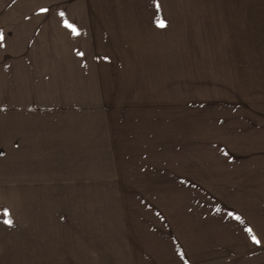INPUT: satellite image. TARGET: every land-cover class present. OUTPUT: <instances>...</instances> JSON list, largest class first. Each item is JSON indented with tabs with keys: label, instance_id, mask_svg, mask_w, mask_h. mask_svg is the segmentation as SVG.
<instances>
[{
	"label": "rangeland",
	"instance_id": "obj_1",
	"mask_svg": "<svg viewBox=\"0 0 264 264\" xmlns=\"http://www.w3.org/2000/svg\"><path fill=\"white\" fill-rule=\"evenodd\" d=\"M0 30V264H264V0H0Z\"/></svg>",
	"mask_w": 264,
	"mask_h": 264
},
{
	"label": "snow or ice",
	"instance_id": "obj_2",
	"mask_svg": "<svg viewBox=\"0 0 264 264\" xmlns=\"http://www.w3.org/2000/svg\"><path fill=\"white\" fill-rule=\"evenodd\" d=\"M156 7L159 8V4L158 3H156ZM39 11L41 13H48L50 11V9L47 8V7H42V8L39 9ZM58 15L61 18H64L65 17V12L60 11L58 13ZM62 22H63V26L65 28L69 29L73 35H80V32H79L78 28L76 27V25L74 23L69 22V20H67V19H63ZM157 24L161 28L166 27V22L163 19L158 20ZM3 40H4L3 31L0 30V41H3ZM0 46H3V45L0 44ZM77 54L81 55V56L84 55V53H82V52H78ZM216 210L220 211L219 208H217ZM2 214L5 217L3 222L5 224L11 226L13 224V221L10 218V216H11L10 210L5 207V208L2 209ZM227 215L230 216V217H233L235 220L239 221L241 224L244 223L243 218L240 215H238V214H236L234 212H228ZM245 231L250 234L251 240H252V242L254 244L259 245L261 243V240L255 235V233L253 232V229L251 227L246 228ZM180 256H181V259H183V253H181ZM185 264H187V262H185Z\"/></svg>",
	"mask_w": 264,
	"mask_h": 264
}]
</instances>
